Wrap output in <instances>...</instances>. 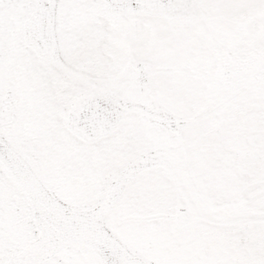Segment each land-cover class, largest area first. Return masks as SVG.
<instances>
[{
  "label": "snow or ice",
  "instance_id": "1",
  "mask_svg": "<svg viewBox=\"0 0 264 264\" xmlns=\"http://www.w3.org/2000/svg\"><path fill=\"white\" fill-rule=\"evenodd\" d=\"M0 264H264V0H0Z\"/></svg>",
  "mask_w": 264,
  "mask_h": 264
}]
</instances>
